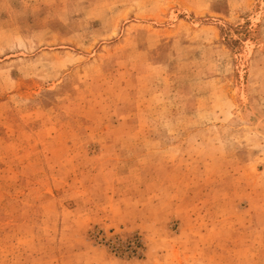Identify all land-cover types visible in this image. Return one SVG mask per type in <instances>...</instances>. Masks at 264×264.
Here are the masks:
<instances>
[{"label": "rangeland", "instance_id": "obj_1", "mask_svg": "<svg viewBox=\"0 0 264 264\" xmlns=\"http://www.w3.org/2000/svg\"><path fill=\"white\" fill-rule=\"evenodd\" d=\"M0 264H264V0H0Z\"/></svg>", "mask_w": 264, "mask_h": 264}]
</instances>
